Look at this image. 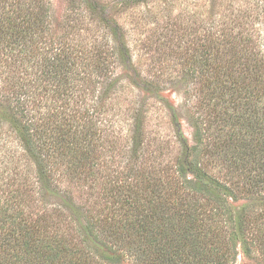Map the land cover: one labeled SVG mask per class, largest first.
Listing matches in <instances>:
<instances>
[{"label": "trees", "instance_id": "16d2710c", "mask_svg": "<svg viewBox=\"0 0 264 264\" xmlns=\"http://www.w3.org/2000/svg\"><path fill=\"white\" fill-rule=\"evenodd\" d=\"M38 9L0 29L6 43L42 30L46 45L31 55L34 81L25 78L30 67L15 74L9 60L2 65L0 120L35 161L37 183L1 192L0 264H236L240 256L264 264V35L255 40L242 18L210 19L204 55L183 71L202 79L199 96L174 108L189 111L191 140L177 131V154L165 162V147L146 154L147 102L133 110L127 148L98 127L114 91L105 50L62 43L48 10ZM155 82L147 88L169 84ZM49 85L55 105L44 99ZM47 194L61 203L47 204Z\"/></svg>", "mask_w": 264, "mask_h": 264}, {"label": "rangeland", "instance_id": "374dc122", "mask_svg": "<svg viewBox=\"0 0 264 264\" xmlns=\"http://www.w3.org/2000/svg\"><path fill=\"white\" fill-rule=\"evenodd\" d=\"M29 7L39 8L41 16L45 14L44 10H48L53 29L63 39L62 43L80 44L83 50L98 45L105 50L110 65L109 80H113L114 91L107 92L109 98L98 109V127L107 128L109 134H117L118 147L127 148L130 145L127 138L133 129V110L138 104L147 102L150 110L144 126L146 154L148 156L150 149L155 150L157 146L165 147V155L160 159L165 162L177 154L174 143L177 131L181 130L191 140L193 128L189 111L179 109L175 112L174 108H180L188 99L191 100L189 105L195 104L199 96L202 79L198 75H184L183 71L190 64L189 58L204 55L203 45L211 29L210 19L216 18L218 23L223 17L242 18L254 27L255 40L264 35V0H0V29L9 17H18L19 23L23 22L31 13ZM1 34L0 30V38ZM214 34L218 37L219 29ZM45 46L42 30L33 36L29 32L18 31L10 36L7 43L1 41L0 82L2 65L6 60H9L6 64H10L15 74L30 67V77L25 75V78L34 81L32 64L35 61L31 55L38 53L40 56L45 52ZM175 81H178L177 85L170 86V82ZM147 82L169 84L154 91L147 88ZM54 90L55 86H48L44 95L47 105L56 104L51 99H54ZM99 95L96 92V96ZM86 97L90 105L93 96L87 93ZM48 108L45 106V110ZM174 113L178 116L177 121L172 120ZM6 121L0 120V195L6 189L12 192L25 189L26 193L37 183V167L35 161L27 156L13 124ZM104 143L108 148V144H112ZM148 143L151 145L149 148ZM122 153L115 151L113 156L121 160ZM110 158V154L101 158L96 176L100 182L105 170L102 166L104 159ZM47 195L43 199L47 204L62 201L56 195L53 198ZM236 264L254 262L240 256Z\"/></svg>", "mask_w": 264, "mask_h": 264}]
</instances>
